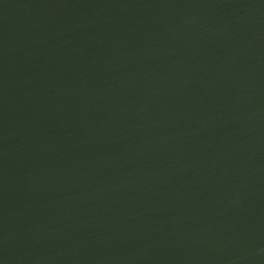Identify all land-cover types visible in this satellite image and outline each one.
Segmentation results:
<instances>
[{
    "label": "water",
    "instance_id": "1",
    "mask_svg": "<svg viewBox=\"0 0 264 264\" xmlns=\"http://www.w3.org/2000/svg\"><path fill=\"white\" fill-rule=\"evenodd\" d=\"M0 264H264V0H0Z\"/></svg>",
    "mask_w": 264,
    "mask_h": 264
}]
</instances>
